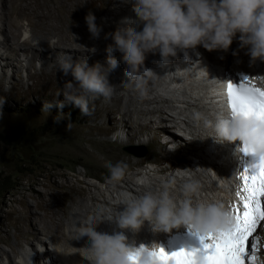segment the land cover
Returning a JSON list of instances; mask_svg holds the SVG:
<instances>
[{"label":"bare ground","instance_id":"bare-ground-1","mask_svg":"<svg viewBox=\"0 0 264 264\" xmlns=\"http://www.w3.org/2000/svg\"><path fill=\"white\" fill-rule=\"evenodd\" d=\"M89 12L95 15L96 24L102 29L98 38L88 31L85 16ZM125 17L135 18L131 0H0V89L6 86V94L12 96L16 88L26 84L29 95H39L46 88L53 95L62 93L71 76L60 72L59 60L67 56L74 62L88 58L89 65L99 62L106 66L105 48L112 43L110 34ZM134 26L139 30L142 25L137 22ZM92 47L96 48L95 53H91ZM200 47L203 46L187 49L190 61L185 66L193 73L177 67L175 57L169 69L160 71V66H154L151 76L145 75L141 68L137 73L142 78L140 88L136 81L127 79L121 53L114 52L118 66L109 74V82L115 86L113 95L107 100L99 97L89 105L91 120H104V123L119 120L113 131L115 141H130L145 129L167 135L171 132V140L165 143L168 146L175 142V147L168 150L182 160V165L173 169L169 164L133 170L121 183L107 182L104 187L89 184L95 189L89 194L95 204L81 200L70 210L59 203L52 206L55 192L51 188L42 192L40 199L36 198L32 185L28 194L32 202L20 197V208L11 207L4 212L1 201L0 264H89L88 241L86 237L78 238V228L89 218L116 215L123 210L121 201L147 192L167 191L174 201L190 199L192 206L219 203L230 218L232 208L239 206L237 192L241 190L245 168L237 151L241 141L217 137L214 127L221 115L230 118L224 101L229 81L239 77L264 89V60L252 59L248 46L241 47L238 38H234L227 50L202 51ZM205 61L210 67L204 68ZM145 63L144 67L149 69ZM170 82L176 86L169 87ZM176 125L182 134L173 128ZM126 127L129 138L118 132ZM136 140L138 144L145 143L142 136ZM142 159L135 161L139 163ZM190 161H194L193 167ZM189 185L194 189L191 192L187 190ZM9 226L13 227V240L17 244L23 242L26 248L14 246L7 232ZM190 227L177 225L155 232L145 223L135 234L124 231L137 249L141 246L156 249L158 245L172 247L173 236ZM96 230L119 231L114 223L107 221L99 223ZM253 244L257 264H264V221H260L249 239L250 255Z\"/></svg>","mask_w":264,"mask_h":264},{"label":"clouds","instance_id":"clouds-1","mask_svg":"<svg viewBox=\"0 0 264 264\" xmlns=\"http://www.w3.org/2000/svg\"><path fill=\"white\" fill-rule=\"evenodd\" d=\"M131 4L135 18H122L110 34L112 43L105 48L106 66L99 62L89 65L88 58L74 62L71 56H67L59 60L60 72L71 76V80L66 81L65 90L57 94L63 99L42 105L48 113L52 108L58 110L54 117L56 122L67 116L62 111L66 104L78 108L81 115L89 116L90 102L99 97L111 98L115 86L109 82V74L118 66L113 55L117 51L126 65L125 76L136 81L138 88L142 86L138 71L143 68L147 76L155 71L154 67H144L148 53H158L166 65L178 51L187 56V49L197 45L209 51L227 50L234 38H238L241 47L248 46L252 59L264 60V0H131ZM85 22L91 36L98 38L102 29L96 24L92 12L85 16ZM137 22L142 25L139 30L134 26ZM95 52L96 48L92 47L91 53ZM4 103L5 98H0V107ZM252 127L251 120L246 124L242 117L230 119L221 115L214 132L227 141L247 139L258 153L264 152V143L251 135ZM109 168L113 180L123 177L124 169L120 164H110ZM187 190L193 191V186H187ZM121 203L123 210L116 215L89 218L78 228V238L86 237L88 241L86 253L89 264H129V253L137 248L124 230L135 234L145 223L155 232L167 231L177 225H191L195 230L206 232L226 226L229 220L227 210L219 203L192 206L190 199L176 202L167 191L147 192ZM103 221L114 223L119 231H97V225Z\"/></svg>","mask_w":264,"mask_h":264},{"label":"rangeland","instance_id":"rangeland-1","mask_svg":"<svg viewBox=\"0 0 264 264\" xmlns=\"http://www.w3.org/2000/svg\"><path fill=\"white\" fill-rule=\"evenodd\" d=\"M200 50L206 51L204 47H200ZM34 65H38V62ZM6 88L4 86L0 89V98H5V103L0 107V135L6 136L4 139L0 138V189L3 185L10 186L7 192L0 194L4 212L11 207L20 208V197L32 202L33 198L28 195L31 185L38 199L47 188H51L55 192L52 206L59 203L70 210L81 200L86 204H95L89 197L90 192H95V189L89 184L104 187L107 182L121 183L133 170L169 164L170 169H173L182 165V160L178 156H172L169 146L159 140L161 132L153 133L145 129L137 132L130 141H115L113 131L118 127L119 120H106L105 123L104 120H91L90 115H81L79 109L69 103L62 110L67 116L56 122L54 117L58 110L52 108L48 113L42 109V105L48 101L63 99L62 96L51 94L47 88L41 89L42 93L39 95H29L26 84L16 88V94L8 96ZM111 124L114 128L105 130L104 126ZM173 128H177L182 134L179 125ZM118 132L123 138L130 137L127 127ZM170 133L163 135L169 136ZM139 136L145 138L142 145L146 152L141 156L144 159L137 163L135 159L139 157L123 150V146L140 145L136 140ZM22 152L36 162L35 168L22 167ZM151 161L158 163L150 165ZM110 164H120L124 169L120 180L111 178ZM190 165L193 167L194 161H190ZM37 212L41 210L37 209ZM12 231L13 227H7L14 246L18 249L26 248L23 242L17 244L13 240Z\"/></svg>","mask_w":264,"mask_h":264},{"label":"snow or ice","instance_id":"snow-or-ice-1","mask_svg":"<svg viewBox=\"0 0 264 264\" xmlns=\"http://www.w3.org/2000/svg\"><path fill=\"white\" fill-rule=\"evenodd\" d=\"M227 95L232 116L254 121L251 135L264 143V89L249 85L247 79L239 85L229 81ZM241 151L251 154L253 162L243 170L242 187L237 192L239 206L232 208L226 226L206 232L190 227L199 239L198 248L181 247L169 253L162 247L149 250L141 246L129 253L131 264H257L256 245L250 255L248 242L260 221H264V152L258 153L247 139ZM144 254L147 261L142 259Z\"/></svg>","mask_w":264,"mask_h":264},{"label":"trees","instance_id":"trees-1","mask_svg":"<svg viewBox=\"0 0 264 264\" xmlns=\"http://www.w3.org/2000/svg\"><path fill=\"white\" fill-rule=\"evenodd\" d=\"M5 137L6 136L0 135L1 139H4ZM21 157H22V162H21L22 167H27V168L34 167L35 168L37 166L36 162H33L31 160V157L26 156V154L24 152H22ZM9 189H10V186L7 187V185H3L0 189V194H4V192H7V190H9Z\"/></svg>","mask_w":264,"mask_h":264},{"label":"water","instance_id":"water-1","mask_svg":"<svg viewBox=\"0 0 264 264\" xmlns=\"http://www.w3.org/2000/svg\"><path fill=\"white\" fill-rule=\"evenodd\" d=\"M123 150L135 155V156H138V157H141L145 154V148L142 144L140 145H136V144H129V145H126V146H123Z\"/></svg>","mask_w":264,"mask_h":264}]
</instances>
